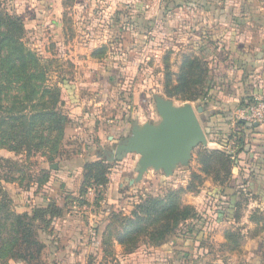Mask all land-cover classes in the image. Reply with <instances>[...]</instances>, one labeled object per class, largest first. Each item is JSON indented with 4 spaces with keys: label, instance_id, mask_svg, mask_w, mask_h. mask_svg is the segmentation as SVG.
Listing matches in <instances>:
<instances>
[{
    "label": "rangeland",
    "instance_id": "374dc122",
    "mask_svg": "<svg viewBox=\"0 0 264 264\" xmlns=\"http://www.w3.org/2000/svg\"><path fill=\"white\" fill-rule=\"evenodd\" d=\"M148 3L150 8L139 0H0L5 12L23 21L22 42L39 56L36 67L46 71L35 80L47 89L44 95L16 100V110L28 108L32 117L40 115L35 122L42 123L45 106L55 105L50 108L65 118L55 148L39 147L35 140L28 150L0 149V189H8L17 200L10 212L38 215L32 232L41 243L28 249L14 244V222L3 216L0 250L9 249L10 256H0V264H169L174 248L184 246L203 249L199 264H256L253 249L262 252L257 263L264 262V207H251L255 191L238 184L250 179L237 169L234 144L220 149L210 148L208 142L198 144L189 160L179 159L168 171L163 165L134 171L141 160L135 149L142 148L136 137L149 130L162 132L166 106H192L197 111L203 100L199 95L214 78V62L205 55L212 41L197 50L188 39L192 10L200 5L195 0ZM190 57L199 61L196 69L186 68ZM63 81L75 91L77 103L69 98ZM2 104L11 108L9 102ZM211 150L230 155V164L212 160L206 172L198 153ZM93 162L109 169L108 184L102 189V184H94L85 193L86 167ZM12 163L11 181L6 173ZM193 174L198 179L190 190ZM111 177L118 191L114 205L106 201ZM51 178L54 188L45 197ZM1 195L0 191L3 200ZM175 197L192 218L178 219L172 211L160 224L149 222L132 253L117 242L121 218L139 213L138 207L151 199ZM109 225L113 235L105 243ZM99 231L104 253L94 240Z\"/></svg>",
    "mask_w": 264,
    "mask_h": 264
},
{
    "label": "trees",
    "instance_id": "16d2710c",
    "mask_svg": "<svg viewBox=\"0 0 264 264\" xmlns=\"http://www.w3.org/2000/svg\"><path fill=\"white\" fill-rule=\"evenodd\" d=\"M24 32L23 21L19 17L5 12L0 4V113H7V117H0V149L5 148L10 151L28 150L35 140L39 142V147H46V145L50 144L55 148L63 136L65 125V118L60 115L61 113L56 108H50L55 107V105L50 107L45 106L44 115H41L43 117L42 123L35 122V117L40 115L32 117V113L28 108L16 110L18 109L17 101L24 100L30 96H40L43 91H47V89L35 81L36 77H42L46 74V71L36 67L39 56L23 44ZM185 64L186 68L193 70L196 69L195 64H199V61L196 58L190 57L186 59ZM37 71L39 72L38 74ZM62 83H65L67 93L72 92V89L66 86V84H69L68 82L63 81ZM210 89V87L207 88L203 94L199 95L200 98H203L201 105L204 108V112L209 105L208 100L211 98ZM15 92L18 93L17 97H11L12 94H16ZM10 100H13V102L11 103ZM5 102H9L10 109L3 108L2 103ZM252 102L254 100H249L247 104H244V102L242 107ZM232 116H223V122L214 126L213 129L212 126H209V129H207L208 133L217 134L221 139L223 147H228L231 143L241 147L247 145L248 142L245 141L244 136L248 137L250 131L255 128V125L249 122H238L233 129L231 128V121H233L234 116ZM261 125L264 124H260L259 126ZM243 151L244 148H240L238 153ZM198 158L206 172L210 170L212 160L222 163L223 166L227 167L232 159L230 155L218 150L207 151L205 154L202 152L198 153ZM13 167L14 163H12L6 173V175L11 176V178H7L8 180H13L11 174ZM108 171L109 169L106 170L102 163L99 162L87 165L82 191L86 193L94 184L98 186L101 184V186L107 185L108 178L106 176ZM196 179H198V176L193 174V182L189 186L190 190L194 189ZM0 191L3 198V200H0V220L4 216L7 220L14 222L12 225L14 244L21 243L22 245H26L27 249L34 245L36 247L41 246V243L32 232L34 223L39 216L35 214L30 215L28 212L23 213V215L11 213L10 205H16L17 200L15 201L14 196L8 189L3 188ZM138 209L139 213H135L131 217L121 218L123 228L115 234L117 242L130 253L138 246L140 242L139 238L145 234L146 224L149 222L150 224H160L167 212L172 211L173 216L178 219L188 220L193 217L189 208L182 209L178 205L176 197L175 199L165 201L163 199H151L139 206ZM110 228L109 225L104 236L105 243L113 235ZM36 253H41V250H38ZM0 256H10L9 249L0 250Z\"/></svg>",
    "mask_w": 264,
    "mask_h": 264
},
{
    "label": "crops",
    "instance_id": "0c3cea01",
    "mask_svg": "<svg viewBox=\"0 0 264 264\" xmlns=\"http://www.w3.org/2000/svg\"><path fill=\"white\" fill-rule=\"evenodd\" d=\"M139 1L140 4L144 3L145 8H150L149 0ZM195 1L200 6H195L192 10L193 19L189 22L191 25L189 29L192 33L188 39L197 48L206 46L208 40L212 41V50H207L205 55L214 62V78L213 84L210 86L211 98L203 113V119L206 125L207 145L212 149L216 147L220 149L219 147H225L222 146L221 139L217 134L208 133L209 126H212L213 129L214 126L223 122V116H234L244 102L247 104L249 100H264V0ZM154 10L156 13L158 12V8L154 7ZM140 11L144 15L147 13L142 7H140ZM91 39H93L92 36ZM67 94L77 103L75 91ZM254 125L255 128L250 131L248 137L243 135L248 144L242 147L235 145L238 150L244 148L243 152H237L236 163L241 175L245 177L248 175L250 179L246 178L249 181L243 180L238 184L245 189L255 191L251 207L261 208L264 207V125ZM235 126L231 121V128L234 129ZM138 163L134 167L137 174H139ZM62 170H59L60 175L64 174ZM79 175H82V168ZM80 180L77 182L76 188L80 185ZM123 183L121 182V186ZM133 183L131 182V185ZM52 184L53 178H51L49 186L46 187L45 197L52 193L54 188L51 186ZM108 186L106 201L110 205H114V203H118V200L115 199L118 197V191L114 188L113 178ZM64 187L71 190L70 184H66ZM101 187L103 188V186ZM220 221L222 222L223 219ZM99 233L100 235L94 240L99 250L101 249L104 253L103 235H101V231ZM246 233L243 231V234ZM257 240H261V237L259 236ZM202 250L200 247H176L172 251L173 262L170 260L168 262L169 264H199V255ZM250 253L254 256L253 261L258 264L257 260L260 259L259 256L262 253L260 249H253ZM139 257L144 256L139 254ZM139 261H142V258ZM157 261L159 262L160 259L157 258ZM261 263L264 264V262Z\"/></svg>",
    "mask_w": 264,
    "mask_h": 264
},
{
    "label": "water",
    "instance_id": "95a60500",
    "mask_svg": "<svg viewBox=\"0 0 264 264\" xmlns=\"http://www.w3.org/2000/svg\"><path fill=\"white\" fill-rule=\"evenodd\" d=\"M203 113V107H198L196 111L192 106L181 110L166 106L162 114L167 125L162 132L156 134L149 130L143 136L136 137V141L142 145V148L135 149L141 157L138 172L142 173V170L149 166L162 165L168 171L179 159L189 160L195 146L207 144ZM146 152L148 153L145 156ZM52 168L56 169L57 165Z\"/></svg>",
    "mask_w": 264,
    "mask_h": 264
},
{
    "label": "built area",
    "instance_id": "2783aa9c",
    "mask_svg": "<svg viewBox=\"0 0 264 264\" xmlns=\"http://www.w3.org/2000/svg\"><path fill=\"white\" fill-rule=\"evenodd\" d=\"M238 122L264 124V100H256L239 108L234 115L233 124L236 125ZM99 189L102 187L100 186Z\"/></svg>",
    "mask_w": 264,
    "mask_h": 264
}]
</instances>
